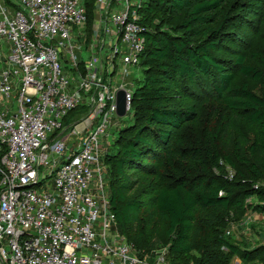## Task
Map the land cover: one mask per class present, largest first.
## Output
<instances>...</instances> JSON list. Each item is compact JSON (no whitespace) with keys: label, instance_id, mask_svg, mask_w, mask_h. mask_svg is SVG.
Wrapping results in <instances>:
<instances>
[{"label":"built area","instance_id":"built-area-1","mask_svg":"<svg viewBox=\"0 0 264 264\" xmlns=\"http://www.w3.org/2000/svg\"><path fill=\"white\" fill-rule=\"evenodd\" d=\"M146 1L93 0L88 32L84 0H0V264H168L120 235L103 177L117 93L126 114L133 94L111 75L139 66Z\"/></svg>","mask_w":264,"mask_h":264},{"label":"trees","instance_id":"trees-1","mask_svg":"<svg viewBox=\"0 0 264 264\" xmlns=\"http://www.w3.org/2000/svg\"><path fill=\"white\" fill-rule=\"evenodd\" d=\"M226 2L144 3L139 13L149 31L143 34L140 54L142 80L133 90L130 123L118 131L113 153L103 159L118 231L138 251H152L156 224L151 222L156 218L162 225L158 242L167 247L168 264L185 259L192 264H230L233 255L264 264V246L240 252L211 233L224 214L241 207L243 199L264 193L261 187L254 188L264 178V93L254 92L248 84L253 82L264 92V56L250 55L259 61L257 67L244 54L235 59L218 55L226 42L241 45L236 30L250 24V13L238 14L230 23L227 17L218 20L216 13ZM93 5V0H84L88 32ZM157 11L178 17L173 33L150 23ZM211 98L221 103L214 122L201 118V107ZM74 114L84 115L86 109L70 115ZM237 122L250 128V134L238 133ZM128 172L156 178L145 197L126 195L133 190Z\"/></svg>","mask_w":264,"mask_h":264},{"label":"rangeland","instance_id":"rangeland-1","mask_svg":"<svg viewBox=\"0 0 264 264\" xmlns=\"http://www.w3.org/2000/svg\"><path fill=\"white\" fill-rule=\"evenodd\" d=\"M114 10V9H113ZM250 13L248 16V22L246 27H239L236 31L241 35L240 38L236 39L239 41V44L235 42H226L223 47L219 48L218 55L221 57H226L227 59H235L236 54H244L248 58V62L260 67L259 61L253 59L250 55L252 53L259 52L264 56V0H227V2L220 8L216 13L218 20L221 18L227 17L228 23L233 21L238 14L245 15ZM150 16V23L157 24L161 26V29L167 32L173 33V28L175 23H177L178 17L168 16L165 12H155ZM235 41V40H234ZM108 42V41H107ZM80 55V60L83 63H89L91 60L90 54L84 50L83 47ZM106 48L104 49L105 54ZM60 64L67 72H72V66L68 62L60 61ZM116 69L113 75H111L112 85L121 81L122 79L126 80L127 88L133 91L138 83L142 80V68L138 67H127V71L124 72V65L122 62L117 59L115 61ZM238 80H242L241 77L235 76ZM250 88L258 93L263 94V90L253 82H248ZM221 103L211 98L202 109V120L207 119L210 122H214L219 114ZM74 114L71 119L79 121L83 115ZM130 114H126L124 117L112 116L110 118V125L108 126L106 132L108 137H104L101 141V147L104 149V155L113 153L115 146L114 141L118 135V131L125 125L130 123ZM237 131L238 133H243L244 135L250 134V128L244 127L239 122H237ZM197 135V134H196ZM195 134H191L190 138H196ZM79 140L78 138L70 139L67 143L70 144L69 147H72L75 141ZM157 164V166L161 165ZM227 174L233 177L234 172L228 167L225 166ZM131 180L133 181V186L130 191L126 192L128 196L141 195L145 197L150 191L151 186L155 183L156 178L151 175H143L139 173L128 172ZM103 177L106 180V168L103 173ZM261 187L264 192V178L255 184L254 188ZM264 193L259 195H253L242 200L241 207L239 209L230 210L228 213L224 214L219 222L213 226L211 233L213 235L219 236L224 241L228 242L231 245H234L239 249L240 252H253L257 248L264 246ZM145 213L149 214L151 210L146 207ZM144 214V215H147ZM203 216V214H198ZM155 225V229L152 232L153 241L155 243L154 249H160L164 247L158 242L160 236V230L162 225L160 222H157L156 218H152L151 225ZM119 232V231H118ZM227 232L231 234L227 236ZM120 233V232H119ZM126 242L127 238L120 233ZM221 251L225 250L221 248ZM264 259V258H263ZM179 264H192L190 260H182ZM230 264H263L260 259H254L245 262L239 256L233 255L230 258Z\"/></svg>","mask_w":264,"mask_h":264},{"label":"water","instance_id":"water-1","mask_svg":"<svg viewBox=\"0 0 264 264\" xmlns=\"http://www.w3.org/2000/svg\"><path fill=\"white\" fill-rule=\"evenodd\" d=\"M116 114L118 117H124L126 115V102L125 92L120 90L116 97Z\"/></svg>","mask_w":264,"mask_h":264}]
</instances>
